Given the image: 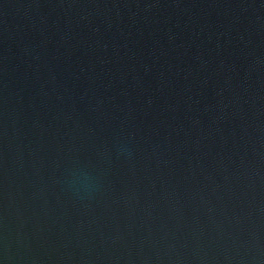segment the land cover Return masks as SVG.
Listing matches in <instances>:
<instances>
[{
  "label": "water",
  "instance_id": "95a60500",
  "mask_svg": "<svg viewBox=\"0 0 264 264\" xmlns=\"http://www.w3.org/2000/svg\"><path fill=\"white\" fill-rule=\"evenodd\" d=\"M0 264H264V0H0Z\"/></svg>",
  "mask_w": 264,
  "mask_h": 264
}]
</instances>
